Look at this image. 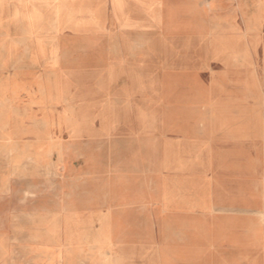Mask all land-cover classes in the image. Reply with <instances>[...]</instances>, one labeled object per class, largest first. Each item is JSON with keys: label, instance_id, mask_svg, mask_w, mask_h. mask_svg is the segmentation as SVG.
Instances as JSON below:
<instances>
[{"label": "rangeland", "instance_id": "374dc122", "mask_svg": "<svg viewBox=\"0 0 264 264\" xmlns=\"http://www.w3.org/2000/svg\"><path fill=\"white\" fill-rule=\"evenodd\" d=\"M5 1L0 0V31L7 26L12 38L17 31L11 14L3 10ZM45 1L6 2H19V16L31 19L38 17L37 6ZM64 1L71 16L67 28L62 32L55 29L49 36L39 32L37 41L43 48L40 45L30 51L23 62L6 65V58H0L6 67L0 69V236L6 243L16 244L0 248L1 263H7L10 253L11 264H33L38 256L30 252L42 255L44 249H32L30 243L54 241L57 245H52L51 253L38 257L41 262L47 257V264H245L237 246L239 223L224 222V211L209 214L197 210L167 222L155 209H143L146 201H155L161 193L155 173L157 158L146 154L156 149L155 134L150 133L146 142L135 131L123 147L112 148L105 141L107 136L94 138L105 133L100 130V112L108 102L110 87L120 81L115 77L117 68L108 60L109 45L127 35L115 25L107 3ZM49 10L44 7V19L50 16ZM174 24L175 16H165L166 30L172 29L169 37ZM149 38L155 53L145 64L149 75L145 81L158 85L153 95L157 99L158 94L166 124L172 125L178 114L187 113L179 109L189 101L184 96L188 91L179 83L190 70L182 66L188 61L182 49L191 48L167 45L170 41L163 40L156 29ZM54 48L56 53L51 55ZM209 59L224 65V50H203L197 64L208 68ZM32 69L30 84L21 83ZM131 84L141 90L137 81ZM136 100L128 103V113L135 112ZM29 105L35 109L34 122ZM193 160L213 175L207 179V187L204 179H198L196 189L181 192H190L197 201L208 197L224 200V158ZM33 213L38 220L47 215L56 235L50 231L51 236H44L43 222L29 233L35 225L30 221ZM169 225L182 229V236L170 238ZM245 230L249 243L263 245L264 216L246 224Z\"/></svg>", "mask_w": 264, "mask_h": 264}, {"label": "crops", "instance_id": "0c3cea01", "mask_svg": "<svg viewBox=\"0 0 264 264\" xmlns=\"http://www.w3.org/2000/svg\"><path fill=\"white\" fill-rule=\"evenodd\" d=\"M93 1L94 5L107 3L115 25L127 35L126 39H114L109 45L108 60L117 68L115 77L120 81L110 87L108 102L100 112L99 121L103 125L100 130L105 133L94 138L107 136L105 141L112 148L123 147L135 131L142 133L146 142L150 133L155 134L156 149L146 154L157 158L155 173L161 193L155 201H146L143 209H155L167 222L191 216L197 210L209 214L224 211V222L239 223L237 246L243 263L264 261V242L249 243L245 230L246 224L256 223L264 216V0ZM63 5L60 32L68 27L69 21L64 0ZM170 15L175 16L172 37H169L172 29L166 30L164 26L165 16ZM73 25L76 27L77 23ZM154 29L163 40L170 41L167 45L191 48L182 49L188 59L182 66L190 70L186 71L187 80L179 83L188 91L184 96L189 100L179 109L187 113L178 114L172 125L166 124L165 107L160 105L158 94L157 99L153 95L158 85L145 81L149 79L145 64L155 53L149 38ZM129 46L140 47L141 54L128 56L125 49ZM212 47L224 50V65L209 59L208 68H201L197 62L202 51ZM215 66L219 69H214ZM33 77L32 69L20 82L30 84ZM134 81L141 85L139 92L131 84ZM137 98L135 112L128 113V103ZM28 109L34 122L35 109L32 105ZM196 158H224V200L211 201L208 197L197 201L190 192H181L196 189L198 179H204L207 187V179L213 175L209 168L198 167L193 160ZM30 217L35 225L29 233L36 231V223L43 222L41 232L51 236L52 220L47 215L40 220L34 213ZM166 231L173 239L183 234L182 229L173 225L167 226ZM3 240L0 236V248L16 246ZM30 245L32 249L43 247L42 255L30 252L40 258L52 250V244L46 241ZM38 257L32 260L33 264H47V257L44 262ZM11 258L7 253L6 264H11Z\"/></svg>", "mask_w": 264, "mask_h": 264}, {"label": "bare ground", "instance_id": "6f19581e", "mask_svg": "<svg viewBox=\"0 0 264 264\" xmlns=\"http://www.w3.org/2000/svg\"><path fill=\"white\" fill-rule=\"evenodd\" d=\"M6 1L5 3L3 2L4 8L3 7L2 8L5 12H7V14H11L14 23V28L17 32L15 36L11 38L8 36V32H7L8 27L7 26L2 27V30L0 31V58H6L7 61L6 65H11V63L15 61H20V62L25 61L30 51H32L36 47L39 48L41 45V49L43 48V44L37 41L39 32L42 31L46 32L48 33L49 36L50 34H52L53 30L55 29L59 31L61 30L60 25H61L62 17H64L63 15L64 5H63V0H46L44 3L39 4L37 6V8L39 9L38 11L40 13L38 14V17H32L31 19L29 18L27 19L23 15L19 16L20 15L19 2H17L14 5H10V3ZM19 1H24V0H19ZM44 7H48L50 9L49 10L50 16L47 19H44L41 16V13L44 11ZM67 17L69 18L71 16L68 15ZM50 39L51 38H49V40ZM140 49H141L140 47L129 46L125 49V51L128 56L135 57L139 54ZM55 53H56L55 48L51 49V55H55ZM117 58L119 57L117 56ZM1 60L5 61V59H1ZM133 61L132 63H135ZM5 68L6 67L4 66V64H0V69H5ZM145 118L149 119L148 117ZM50 231L54 233L52 235L54 236L56 235V227L54 225L51 227ZM49 243L52 244L53 247H56L57 245V242L54 241L48 242L47 244Z\"/></svg>", "mask_w": 264, "mask_h": 264}]
</instances>
